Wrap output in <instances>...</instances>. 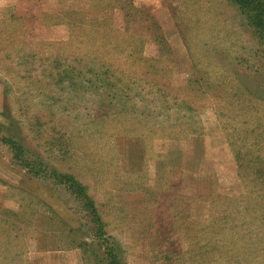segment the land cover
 Instances as JSON below:
<instances>
[{
  "label": "rangeland",
  "instance_id": "rangeland-1",
  "mask_svg": "<svg viewBox=\"0 0 264 264\" xmlns=\"http://www.w3.org/2000/svg\"><path fill=\"white\" fill-rule=\"evenodd\" d=\"M254 2L0 0V264H264Z\"/></svg>",
  "mask_w": 264,
  "mask_h": 264
},
{
  "label": "trees",
  "instance_id": "trees-1",
  "mask_svg": "<svg viewBox=\"0 0 264 264\" xmlns=\"http://www.w3.org/2000/svg\"><path fill=\"white\" fill-rule=\"evenodd\" d=\"M232 1L235 2L236 4L241 5V7H243L245 9V11L247 12V17L249 19H251L253 21V23L257 27L259 26V28L262 31V27L261 26L263 24H260V22H257L258 15L255 12L254 8L252 7V5L255 3L254 2L255 0H232ZM255 7H259L260 8L261 4L257 3V6H255ZM6 141H8L9 144L11 143L10 144L11 148L12 147H14V148L18 147V149H20L19 145L12 144V142H11L12 140H10L9 137L6 138ZM63 177L64 178L66 177L67 181L70 182L69 188L72 189V192L74 191L75 193L83 194V195H85V197L88 198V194L86 192L87 191L86 186H84L81 182L75 180V178L72 177V176H69V175L66 176L64 174ZM93 204L94 203H93V200L91 198L86 199V205L90 209V212L92 214V219L95 220L96 223H98V227H97V229H95V232L98 234V233L102 232L101 230H103V226L101 225L102 221L99 218V216L96 214L97 213L96 212V208L93 206ZM112 251L114 253H116V255H118V253H119L118 248H116L115 246L112 247ZM109 254H110V252H109ZM109 254H108V251H107V255H109Z\"/></svg>",
  "mask_w": 264,
  "mask_h": 264
}]
</instances>
